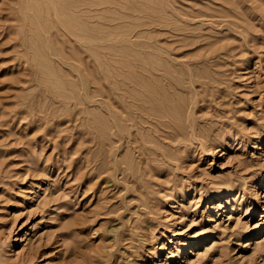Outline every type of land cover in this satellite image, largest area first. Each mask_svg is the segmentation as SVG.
<instances>
[{
  "label": "rangeland",
  "instance_id": "obj_1",
  "mask_svg": "<svg viewBox=\"0 0 264 264\" xmlns=\"http://www.w3.org/2000/svg\"><path fill=\"white\" fill-rule=\"evenodd\" d=\"M0 264H264V0H0Z\"/></svg>",
  "mask_w": 264,
  "mask_h": 264
},
{
  "label": "bare ground",
  "instance_id": "obj_2",
  "mask_svg": "<svg viewBox=\"0 0 264 264\" xmlns=\"http://www.w3.org/2000/svg\"><path fill=\"white\" fill-rule=\"evenodd\" d=\"M76 1H78V0H76ZM97 1V0H96ZM77 3V2H76ZM73 4V3H72ZM75 4V3H74ZM89 4H91L90 2H89ZM96 4V3H95ZM79 7V6H78ZM84 7H85V5H84ZM90 16V15H89Z\"/></svg>",
  "mask_w": 264,
  "mask_h": 264
}]
</instances>
